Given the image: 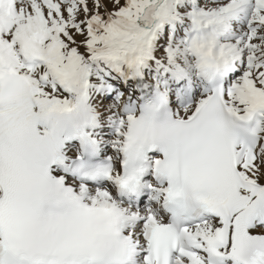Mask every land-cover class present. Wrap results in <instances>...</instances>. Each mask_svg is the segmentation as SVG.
<instances>
[{"label":"snow or ice","instance_id":"obj_1","mask_svg":"<svg viewBox=\"0 0 264 264\" xmlns=\"http://www.w3.org/2000/svg\"><path fill=\"white\" fill-rule=\"evenodd\" d=\"M0 264H264V0H0Z\"/></svg>","mask_w":264,"mask_h":264}]
</instances>
